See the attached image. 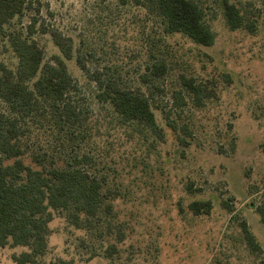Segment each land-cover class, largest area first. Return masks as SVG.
Returning a JSON list of instances; mask_svg holds the SVG:
<instances>
[{
  "label": "rangeland",
  "instance_id": "obj_1",
  "mask_svg": "<svg viewBox=\"0 0 264 264\" xmlns=\"http://www.w3.org/2000/svg\"><path fill=\"white\" fill-rule=\"evenodd\" d=\"M223 1L200 0L215 32L212 47L179 34L162 36L133 0H31L23 18L15 21L23 29L35 21L32 38L45 60L59 54L49 35L55 30L71 39L74 57L84 56L89 70L119 76L127 87L138 85L137 74L153 56L163 57L168 66L164 98L178 87L180 75L195 78L213 92L203 107L188 105L183 110L194 140L182 155L159 111L155 119L165 137L152 146L154 139L146 132L121 126L108 107L97 103L95 86L74 59L67 62L94 127L84 151L94 159L91 170L104 175L107 186L119 194L115 210L125 240L117 245L119 253L105 259V242L88 240L56 216L49 224L47 251L35 264H258L264 259V227L255 212L264 204V0H226L246 19L256 20L254 34L246 28L229 31ZM0 64L16 65L2 41ZM233 137L236 147L231 152ZM189 186L193 194L187 192ZM230 196L233 209L227 212L220 201ZM193 200L210 201L211 215H191L186 206ZM243 220L262 247L259 258L245 247L239 227ZM24 251L0 248V264H15L12 257Z\"/></svg>",
  "mask_w": 264,
  "mask_h": 264
},
{
  "label": "trees",
  "instance_id": "obj_2",
  "mask_svg": "<svg viewBox=\"0 0 264 264\" xmlns=\"http://www.w3.org/2000/svg\"><path fill=\"white\" fill-rule=\"evenodd\" d=\"M31 3L0 0V41L6 42L16 58L13 68L0 64V248L26 249L13 256V262L35 264L47 251L49 224L58 216L88 240L95 237V242H105L103 258L109 260L119 253L117 245L125 240L115 210L119 194L107 186L104 175L91 170L94 159L84 150L92 141L94 127L67 62L74 59L82 75L96 88L94 100L108 107L121 126L143 130L154 139L152 146L163 141L166 128L181 147L182 155L194 140L183 110L188 105L203 107L213 92L195 78L180 75L178 87L172 88L168 99L164 98L168 92L163 84L168 66L163 57L153 56L144 71L137 74L138 85L127 87L119 76H108L100 69L89 70L84 56L74 57L71 39L55 30L49 35L59 54L45 60L41 46L32 38L35 21L24 29L14 24L23 18ZM133 3L146 10L162 36L179 34L196 45L213 46L215 32L200 0ZM222 8L229 31L246 28L250 34L256 32V20L246 19L240 9L226 0ZM260 25L264 50V14ZM222 78L230 84L228 74ZM155 111L160 112L164 128L156 121ZM230 147L233 152L235 137ZM187 192L194 193L190 186ZM232 201L234 197L230 196L220 204L231 212ZM186 209L194 217H209L212 205L208 200H193ZM255 212L264 227V204L257 206ZM239 227L246 249L256 258L262 256V247L246 220ZM49 264L73 263L56 260ZM258 264H264V259H258Z\"/></svg>",
  "mask_w": 264,
  "mask_h": 264
}]
</instances>
